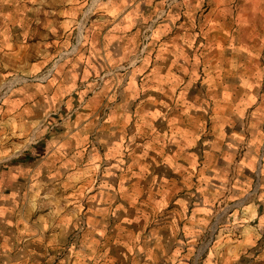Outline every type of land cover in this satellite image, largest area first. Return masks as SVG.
<instances>
[{"label":"crops","instance_id":"obj_1","mask_svg":"<svg viewBox=\"0 0 264 264\" xmlns=\"http://www.w3.org/2000/svg\"><path fill=\"white\" fill-rule=\"evenodd\" d=\"M15 1L0 17L4 51L26 49L32 35H43L42 55L28 66L33 74L68 46L80 0ZM202 1L186 10V0H105L100 19L108 24L89 29L74 56L54 59L45 82L25 84L5 100L0 264H30L32 247L31 233L23 234L31 221L4 212L30 208L36 193L62 190L63 178L76 179L74 209L81 194V206L96 212L89 227L99 231L97 243L110 242L105 252H93L95 260L118 253L131 264H193L194 244L212 225L213 242L221 245L207 264H264L260 208H231L256 214L229 235L232 219L222 220L228 206L220 202L244 193L228 187L233 172L264 157V94L256 86L264 78V16L234 12L233 0H207L200 13ZM66 113L44 136L38 121ZM31 129L41 130L36 144ZM81 164L86 186H77ZM8 225L18 235L8 237ZM107 228L116 235L108 238ZM19 243L26 245L18 250Z\"/></svg>","mask_w":264,"mask_h":264},{"label":"rangeland","instance_id":"obj_2","mask_svg":"<svg viewBox=\"0 0 264 264\" xmlns=\"http://www.w3.org/2000/svg\"><path fill=\"white\" fill-rule=\"evenodd\" d=\"M104 1L105 0H80V12L68 46L64 47L62 50L60 48V52L56 55H52V61L46 68L41 71H38L39 69L34 70L36 73L32 72L33 74H29V64L38 61L42 55L44 48L42 47L43 45L38 42V39L44 36H39L38 34L32 35L29 39L31 44H27L26 49L20 46L16 50H11L12 53L10 51H4V47H8L3 44L4 41L8 39V34H4L1 30V24L4 23L3 19L8 8L12 6L14 2L16 4V1L0 0V17L2 16L3 18L0 20V107L17 88L29 83H34L35 86H37L38 83H43L46 81L45 79H49L54 74V71H50L54 59L60 57L68 59L74 56L78 49L85 43L89 29L93 26V28H96L108 24V20L100 19L101 12L104 9ZM193 2L194 0H186V10H193L192 8L195 6ZM201 3L202 5L198 9L200 13L208 6L207 0ZM37 5L38 4H36V7ZM230 5L233 11L239 14L255 10L257 16H264V0H233V3ZM150 35V30H147L144 34V48L148 45ZM56 45L57 44L49 46V48H53ZM256 86L260 88L261 92L264 94V78L259 85L260 87L258 85ZM70 116L71 115L67 113L62 115L51 114L39 120L38 122H40L41 125L40 128L42 131H45L44 136L56 132L64 120ZM40 131L37 132V130L31 129L28 136L32 137L34 140L35 143L33 144L39 142L38 137L41 134ZM22 149L21 147L19 150ZM8 163L9 162L0 163V171L8 168ZM80 167L82 170L79 172L77 186H86V166L81 164ZM71 181L72 180L69 178H63L61 180L62 186L60 187L62 190L55 187L57 188L56 193L55 191H50L51 193L34 194L31 197L30 208L27 205L26 209L22 208L23 210L18 212H4L5 214L7 213L5 218L12 219L16 214V217L19 218L20 216V219L25 221L24 224L28 225L29 221H31L30 229L24 227L23 231L24 236L30 235V233L32 236L30 264H90L91 262V264H131V259L119 257L117 256L118 253H115L116 256L112 258V260L94 259L93 252H101L102 250L105 252L109 249L110 242L103 241L102 243H97L99 231H97L96 228L89 227L90 219H93V214L96 212L88 211L81 206L83 195L78 194L80 200L79 208L78 210L74 209L76 207L75 199L77 197L75 186L76 179L73 180V182ZM227 183L228 187H239L242 188L244 192L242 193L241 189H239L240 191L236 194L232 193L231 195L224 196L223 200L220 201L223 206H228L227 209L224 210L222 220L232 219L231 223L226 224V232L229 235H234V233L238 232L240 229L238 224L240 222H245V219L251 218V214H256V212H250L242 208H239V211H233L231 208L235 206L239 207V205L245 203H254L255 208H260V215L258 218L264 219L263 155L258 162L255 163L253 169L233 172L231 177L227 180ZM50 190H54V188ZM245 190L250 193L246 195ZM22 201L23 199L20 201V204H22ZM39 224L41 227L38 226ZM235 225H237V227H234ZM40 229H42V232L38 233ZM132 229L136 230L137 226ZM100 230H102L101 227ZM215 230H217L216 226L210 225L206 227L204 234L207 236V239L203 243L194 244L195 257L192 262L193 264H207L206 261L210 259V257L214 259L217 257L218 252H220V247H216V245L218 246L221 244L213 242L212 236ZM105 232L108 238L116 235V231L112 228H107ZM5 233L8 237L18 235L10 225L6 228ZM38 238H40L41 241H39ZM23 245L26 244L19 243L18 250L21 249ZM215 247L217 252L215 251ZM20 262H22V260H20ZM209 264L213 263L210 262Z\"/></svg>","mask_w":264,"mask_h":264}]
</instances>
